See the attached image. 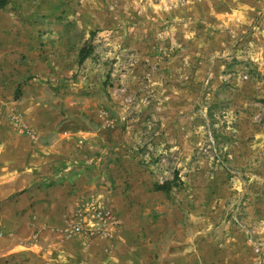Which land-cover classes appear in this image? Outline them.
Returning a JSON list of instances; mask_svg holds the SVG:
<instances>
[{
    "label": "rangeland",
    "instance_id": "374dc122",
    "mask_svg": "<svg viewBox=\"0 0 264 264\" xmlns=\"http://www.w3.org/2000/svg\"><path fill=\"white\" fill-rule=\"evenodd\" d=\"M238 2L9 0L6 11L20 28L44 35L41 45L56 42L73 63L56 76L70 81L60 100L69 104L61 112L67 126L102 127L114 143L94 152L99 162L78 163L89 181L96 175V193L79 201L78 222L65 233L108 239L119 223L116 210L129 208L130 219L137 213L142 222L139 238L145 245L152 238L156 251L175 238L188 239V249L193 239L200 264H256L251 243L264 246V18L240 21ZM81 50L88 54L82 66ZM149 79L198 82L200 94L165 121L158 100L147 107L127 90L129 82L143 90ZM99 82L128 95L120 110L93 111ZM117 129L128 139L113 134ZM7 264L31 263L13 257Z\"/></svg>",
    "mask_w": 264,
    "mask_h": 264
},
{
    "label": "crops",
    "instance_id": "0c3cea01",
    "mask_svg": "<svg viewBox=\"0 0 264 264\" xmlns=\"http://www.w3.org/2000/svg\"><path fill=\"white\" fill-rule=\"evenodd\" d=\"M238 1L243 3L240 21L255 20L258 14L260 20L264 18V0ZM6 5L0 8V264H7L13 257L31 264H200L199 249L193 247L199 246V241L195 244L191 239V247L185 249L189 240L184 243L175 238L160 252L152 247V238H146L148 245L143 244L144 238H139L142 222L135 219L137 213L130 219L129 208L127 212L116 210L119 223L112 226L108 239L101 234L90 239L84 232H64L78 222L79 201L96 193L90 184L96 175L89 181L78 163L88 158L99 162L101 156L94 152L104 145L113 147L114 143L104 137L107 132L102 127L67 126V116L61 112L65 105L69 110V104L60 100L65 97L62 89L70 81L57 77L62 70L72 69L73 63L62 55L64 51L56 42L47 40V46L41 45L46 41L44 35L20 28L16 15L7 12ZM209 16L215 20L214 14ZM82 64L85 59L78 62ZM148 82L143 90L134 89L129 82L127 90L139 93L135 100L148 101L147 107L158 100V113L165 121L167 114L177 116L186 100H195L200 94L198 82ZM110 84H98L100 104L93 109L97 114L103 109L120 110L121 102L128 97L112 94ZM119 135L127 140L130 134L124 131ZM78 141L84 143L78 145ZM124 148L121 145L117 151ZM39 180L42 183L35 185ZM104 194L110 197L112 193ZM120 194L117 190L113 193L118 197ZM213 243L217 245L215 240ZM222 258L216 256L217 260Z\"/></svg>",
    "mask_w": 264,
    "mask_h": 264
},
{
    "label": "built area",
    "instance_id": "2783aa9c",
    "mask_svg": "<svg viewBox=\"0 0 264 264\" xmlns=\"http://www.w3.org/2000/svg\"><path fill=\"white\" fill-rule=\"evenodd\" d=\"M254 253L257 256L256 264H264V246L262 244L251 243Z\"/></svg>",
    "mask_w": 264,
    "mask_h": 264
},
{
    "label": "trees",
    "instance_id": "16d2710c",
    "mask_svg": "<svg viewBox=\"0 0 264 264\" xmlns=\"http://www.w3.org/2000/svg\"><path fill=\"white\" fill-rule=\"evenodd\" d=\"M7 1L8 0H0V8L4 7L7 4ZM87 55L88 54L86 53V51L81 50L80 54H79V61L80 62L83 61ZM155 188L156 189H165V185H156Z\"/></svg>",
    "mask_w": 264,
    "mask_h": 264
}]
</instances>
